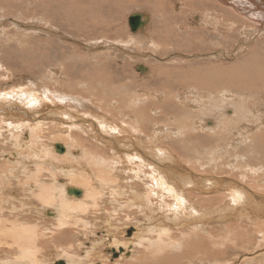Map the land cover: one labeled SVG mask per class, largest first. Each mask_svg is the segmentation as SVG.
Returning a JSON list of instances; mask_svg holds the SVG:
<instances>
[{"label": "bare ground", "instance_id": "obj_1", "mask_svg": "<svg viewBox=\"0 0 264 264\" xmlns=\"http://www.w3.org/2000/svg\"><path fill=\"white\" fill-rule=\"evenodd\" d=\"M28 1L55 25L19 29L100 58L69 76L49 66L52 43L33 42L34 57L31 42L15 58L40 80L16 89L0 64V263L110 264L101 238L113 234V251L130 254L115 264H264V0Z\"/></svg>", "mask_w": 264, "mask_h": 264}, {"label": "rangeland", "instance_id": "obj_2", "mask_svg": "<svg viewBox=\"0 0 264 264\" xmlns=\"http://www.w3.org/2000/svg\"><path fill=\"white\" fill-rule=\"evenodd\" d=\"M2 0H0V50H1V52H0V57H1V55H2V57L0 58V64H2V65H4V67H6L5 69H6V71H13V72H11V73H13V75L11 76V78L9 77V80L7 81V82H5V84H3V85H6L7 87H11V88H19V87H22V86H25L26 84H28V81H26V80H33V82H35L36 83V81L38 80V77H40V72H39V70L37 69V67L38 66H34V68L36 67V69L35 70H38V71H35L34 69H32V66H30L31 68H30V70L31 71H34V73H31V71L30 70H23L22 68H25V66L27 65H25L24 63H22V62H16L18 59H20V56L22 57H25L26 55L25 54H23L22 55V50H24L23 52H25L26 51V49H27V51L29 50L28 49V46L30 47V50L29 51H31L30 52V55H33L34 54V57H35V55H38L37 54V52L36 51H34V50H37L38 51V47H36L35 45H39V44H41V46H43V44H45L43 47H41L40 45V47L42 48H39V49H41V50H46L47 51V49H48V44L47 43H52L51 45L49 44V47L51 48V50L50 51H48L49 53V56L51 55V54H53L54 53V55H52L51 57H48V58H53V59H51V60H49L50 62H51V64L50 63H48V64H50L49 66H53V67H56L57 69H60V70H62L63 72L62 73H64V72H68L67 74L69 75V74H74L78 69H79V67L82 65V66H86V67H88L89 68V66L90 65H92L91 63L90 64H88V63H83V62H85L86 60H87V58L89 57H92L93 56V53H94V56H93V58H94V60H97V59H99L100 58V56L98 55L99 53H98V51H92V53L90 52V50H89V52L87 51V48H85L84 46H81V47H79V48H77L78 46H76V44L75 45H73V44H71V42L69 41V40H66V44H64L65 42V40H63V38H58V36L57 37H55V38H53V34H46V35H44L43 34V32H35V31H31V32H34V33H30V32H24L22 29H19L17 26H16V24H21V23H37L40 27H46V25H48L50 28L52 27V28H54L53 26L55 25V24H53L52 22H51V25L50 24H48V23H46V21H47V19H48V17L49 16H51L52 15V13H48L47 11H46V13L43 11V9H44V7L42 8V7H40L41 5H36V6H34V7H31V6H29L30 5V3H29V1L28 0H18V1H11L12 3L10 4H7V5H1V2ZM45 4H46V6H47V3L46 2H44ZM7 7V9H6V7ZM9 6V7H8ZM1 7H4V9L2 8L1 9ZM13 8H15V9H13ZM19 8V9H18ZM1 10H3V13H2V11ZM125 10H128L127 12H128V14L129 13H134L135 12V10L136 9H131V8H127V9H125ZM31 11H34V13L31 15ZM138 11V10H137ZM142 11H146L145 9L144 10H142ZM27 12V13H26ZM43 17V18H42ZM97 17V16H96ZM125 17V19H123V21L122 20H119L118 22H117V26H122V30H128L127 32H128V34L130 33V31H129V29H128V26H127V20H126V18H128L127 17V15L126 16H124ZM37 18H39V19H37ZM47 18V19H46ZM50 18V17H49ZM188 18V19H187ZM34 21H33V20ZM94 19H96V18H94ZM22 20V21H21ZM27 20V21H26ZM124 20H126V23H125V21ZM152 20H153V18H152ZM186 20L187 21H189V17L187 16L186 17ZM193 21H189V22H192V23H194V24H196V21L194 20V19H192ZM17 21V22H16ZM19 21V22H18ZM24 21H26V22H24ZM116 21V20H115ZM120 21H122V23L120 22ZM15 22V23H14ZM44 22V23H43ZM97 22H99V20L97 21ZM3 23V24H2ZM153 23V22H152ZM46 24V25H45ZM122 24H124V25H122ZM57 26V25H56ZM127 28H126V27ZM61 27H65V26H61ZM56 29V28H55ZM62 30H65V28H62ZM4 31V32H3ZM62 33H65L64 31H61ZM5 33V34H4ZM23 34V35H22ZM66 34H69V33H66ZM125 34H126V32H125ZM39 35V36H38ZM46 36H48V37H46ZM50 36V37H49ZM52 36V37H51ZM10 37V38H9ZM28 37V38H27ZM37 37V38H36ZM90 37V36H89ZM88 37V38H89ZM110 37L112 38V40L113 41H116V40H118V39H115V38H113L112 37V35H110V33H108V38H109V40H111L110 39ZM20 38V39H19ZM23 38V39H22ZM29 38L31 39V41L29 40ZM36 38V39H35ZM40 38V39H39ZM42 38V39H41ZM52 39V40H50V39ZM57 38V39H56ZM82 38V39H81ZM80 39L79 38H77L78 40H79V42L80 41H82V42H80L82 45H84V41L87 43L88 41V38H86L85 40H84V38L83 37H81ZM124 38H126V37H122V39H124ZM2 39H3V41H7L6 43L5 42H3L2 41ZM8 39L10 40L9 42H8ZM19 39V40H18ZM55 39V40H54ZM90 39V41L91 40H93L91 37L89 38ZM21 40H23V41H21ZM27 40V41H26ZM38 40V41H37ZM45 40H46V42H45ZM57 40V41H56ZM60 40H62V41H60ZM19 41V42H18ZM28 41H30V42H28ZM54 41V42H53ZM22 42V44L20 45L19 43H21ZM26 42V43H25ZM32 42V43H31ZM33 42H34V44H33ZM43 42H45V43H43ZM60 42V43H59ZM62 42V43H61ZM17 43V44H16ZM31 43V45L33 46V47H36V48H34L33 50L31 49L32 47L30 46V45H28V44H30ZM43 43V44H42ZM54 43L56 44V45H54ZM68 43H70L71 44V46L68 44ZM7 44V46L9 45V47L8 48H6L7 46H5ZM15 44V46H13V49L11 48V46L12 45H14ZM3 45V46H2ZM16 45H20V46H16ZM28 45V46H27ZM60 45H62V46H60ZM65 45V46H64ZM69 45V46H68ZM73 45V46H72ZM78 45V44H77ZM5 46V47H4ZM56 46H58V47H60V49L62 48V47H66L67 46V48H62L61 50H58V47L57 48H55V49H57V50H55L54 49V47ZM80 46V45H79ZM1 47H2V49H1ZM14 47L15 48H17L18 47V49H14ZM70 47V48H69ZM74 47V48H73ZM224 47H226V46H224ZM44 48V49H43ZM49 48V49H50ZM83 49V53H81L82 51V49ZM226 48H228V47H226ZM75 49V50H74ZM81 49V50H80ZM63 50H67L66 52L65 51H63ZM81 52H80V51ZM2 51H3V53L4 54H2ZM7 51V52H6ZM14 52V55H13V53L12 52ZM32 51H34L33 53H32ZM61 53H60V52ZM77 51V52H76ZM85 51V52H84ZM9 52V53H8ZM10 52H11V54H10ZM70 52V53H69ZM97 52V53H96ZM207 52V51H206ZM227 52V51H226ZM6 53H8V54H6ZM19 53H20V55H19ZM59 53H60V56H63V57H60V56H56L57 54L59 55ZM64 53V54H63ZM84 53H85V55H84ZM88 53H89V55H88ZM73 54V55H72ZM97 54V55H96ZM197 54H200V53H197ZM201 54H202V52H201ZM5 55H8L7 57L11 60V62H10V60L5 56ZM29 55V54H28ZM28 55H27V57H28ZM79 55V57H81V56H83L84 57V59H82L83 57H81V59L80 58H78L77 56ZM153 55H155V53L153 54ZM159 55V56H158ZM4 56V57H3ZM13 56H14V59H12L13 58ZM72 57V59H71V57ZM74 56H75V58H74ZM157 58H164L163 60L165 61V62H171V60L173 61V60H178L179 59V57H177L176 59H175V57H174V55H173V58L172 57H166L167 59H165V54H162V53H159L158 52V54L157 55H155ZM18 57V59H16V58ZM54 57H55V59H56V57H57V59H56V61H53L54 60ZM65 57V58H64ZM99 57V58H98ZM4 58V59H3ZM67 58H70L72 61H70L69 59H67ZM74 58V59H73ZM92 58V59H93ZM169 58H171V59H169ZM5 59H7V60H9V62L6 60L5 61ZM28 59H31V56L28 58ZM37 59V58H36ZM65 59H67V60H65ZM78 60V61H75V60ZM86 59V60H85ZM149 59V61L148 62H150L151 64H153V63H155L156 62V60H154V59H150V58H148ZM148 59H145V60H148ZM200 59H202V58H200ZM199 59V60H200ZM1 60H3V61H1ZM13 60V61H12ZM34 60H35V58H34ZM64 60H65V63H64ZM74 60V61H73ZM88 60H91V59H88ZM188 60H190V59H188ZM195 61V59H191L190 61ZM197 61H198V59H196ZM235 60H236V56H234V58H233V56L231 57V58H221V59H219V62H221V63H227V64H233L234 62H235ZM16 62V64L18 65H16V64H14L15 62ZM68 61H69V63H71V62H77L76 64H73V63H71V64H68ZM99 61V60H98ZM178 61H181L180 59L178 60ZM185 61H187V60H185ZM197 61H195V63L192 65V63H190L193 67L195 66V64H197V66L199 65V66H201V65H203L205 62H207V60H203L202 59V62H201V60H200V62L199 63H197ZM227 61V62H226ZM234 61V62H233ZM58 62H61L60 64H58ZM80 62H82V63H80ZM169 62V63H170ZM177 62V61H176ZM204 62V63H203ZM217 62V61H216ZM230 62V63H229ZM232 62V63H231ZM63 63L65 64L64 66H60V65H63ZM80 63V64H79ZM117 63L118 64H121V61H117ZM138 63V62H137ZM186 63H188V62H186ZM185 63V64H186ZM201 63V64H200ZM77 64H78V66H77ZM85 64V65H84ZM226 64V65H227ZM14 65H16V66H14ZM21 65V67H19ZM25 65V66H24ZM46 65V64H45ZM43 66V64L42 65H39V69H40V66H43V67H47V66ZM57 65V66H56ZM58 65L60 66V67H58ZM69 65V66H68ZM71 65V66H70ZM101 65V64H100ZM131 67V69H129V70H127V71H134V72H130V78H134V76L135 75H138L139 77H142L143 75H139V73H135V72H137L136 71V65L133 63V64H129ZM149 66H150V64H148ZM66 66V68H64ZM81 66V67H82ZM115 66H117V65H115ZM62 67H63V69H62ZM78 67V68H77ZM80 67V68H81ZM118 67V66H117ZM17 68V69H16ZM69 68V69H68ZM132 68H134V69H132ZM1 70H0V74L2 75L3 73H4V71H3V69L2 68H0ZM66 69H68V71L66 70ZM112 69V68H111ZM15 70V71H14ZM23 70V71H22ZM5 71V72H6ZM16 71H17V74H16ZM21 73H19V72ZM23 73H22V72ZM27 72L26 73V75L24 74V72ZM28 71H29V73H28ZM74 71V72H73ZM2 72V73H1ZM38 72V73H37ZM41 72H42V70H41ZM71 72V73H70ZM73 72V73H72ZM82 72H83V70H82ZM110 72H112V74H114V72L112 71V70H110ZM128 72V73H129ZM19 73V74H18ZM30 73H31V77L29 76L30 75ZM36 73V74H35ZM134 73V74H133ZM23 74V75H22ZM76 74V73H75ZM74 74V75H75ZM131 74L132 75H134L133 77L131 76ZM32 75L33 76H35V77H32ZM71 75H69V76H71ZM19 77V78H18ZM20 77H22V78H20ZM12 78H14L13 80H12ZM24 78V79H23ZM31 78V79H30ZM33 78V79H32ZM35 78V79H34ZM20 79V80H19ZM22 79V80H21ZM26 79V80H25ZM39 80H40V78H39ZM38 80V81H39ZM4 81H5V79H4ZM12 81V82H11ZM25 81H26V83H25ZM37 81V82H38ZM18 82V83H17ZM11 83V84H10ZM14 83V84H13ZM19 84V85H18ZM23 88H26V87H23ZM3 90H4V88H2ZM249 95H245V100L248 102L249 100ZM248 104V103H247ZM247 107H248V105H247ZM248 109L249 110H251L250 109V107H248ZM229 114V113H228ZM250 114H252V113H250ZM255 115V114H254ZM250 118L249 119H251V118H254V119H256L257 120V118L256 117H258V116H249ZM252 120L251 122H250V126L248 125V128H245L244 129V132H246V133H250V131H252V129H253V127H254V124H255V122H256V120ZM109 121V123H110V120H108ZM252 123V124H251ZM114 124V123H113ZM70 125L71 124H68V128L70 127ZM74 127V126H73ZM72 127V125H71V127L70 128H73ZM252 127V128H251ZM262 126H260V128L259 129H262V130H264V126L261 128ZM69 132H71V131H69ZM93 133H94V131H92ZM3 135L4 134H2V137H3ZM246 143H248V141L246 142ZM4 159H6L7 157H3ZM78 189H80V188H78ZM168 216H169V218H172L171 216H170V213H168ZM98 224V223H97ZM137 226H136V224L135 225H133V226H128L127 227V229H125V233H124V240L126 241V243L128 242V240L129 239H131V243L129 244V245H136V243H137V238H136V228ZM99 230H101L100 228L98 229V231ZM97 231V232H98ZM96 232V236H94L97 240H99L101 237L100 236H98L99 234ZM112 236H113V234H110V235H105V236H103L102 238H101V242H102V244H103V246H104V248H106L107 250H109V253H108V255H109V257H110V264H115V261H116V258H118L121 254H124V256H126V254H127V256H129L130 254H129V246H128V250H123V251H120V248H119V250L118 251H113V247H112V245H110V243H111V241H112ZM98 237V238H97ZM84 244H82V247L83 248H88V247H91L92 245L91 244H89V243H86V242H83ZM95 244H100V241H97ZM86 245H88V246H86ZM100 246V245H99ZM54 249V246L53 247H51V249ZM132 249V248H131ZM53 253L54 252H52V254H50V255H53ZM79 254H82V252L81 253H79ZM77 255H78V253H77ZM232 255H234V254H231V256ZM83 257H84V255H82ZM235 256V255H234ZM96 257V256H95ZM94 257V259H93V261L95 262V264H98V262H100V261H98V260H100V259H96ZM50 258V259H49ZM48 259L49 260H51L52 259V257H49ZM97 260V261H96ZM93 261H90L91 263H93ZM97 262V263H96ZM86 263H88V262H86ZM1 264V263H0Z\"/></svg>", "mask_w": 264, "mask_h": 264}, {"label": "water", "instance_id": "obj_3", "mask_svg": "<svg viewBox=\"0 0 264 264\" xmlns=\"http://www.w3.org/2000/svg\"><path fill=\"white\" fill-rule=\"evenodd\" d=\"M129 25L131 28V31L134 33L140 26L141 23L138 22V17L136 15H133L131 17H129ZM137 71H139V67L136 68ZM70 192V190L68 191ZM73 193H78V191H74ZM57 264H63L62 262H58Z\"/></svg>", "mask_w": 264, "mask_h": 264}]
</instances>
